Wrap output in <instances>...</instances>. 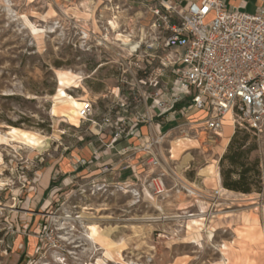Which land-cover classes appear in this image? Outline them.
<instances>
[{
	"label": "rangeland",
	"instance_id": "rangeland-1",
	"mask_svg": "<svg viewBox=\"0 0 264 264\" xmlns=\"http://www.w3.org/2000/svg\"><path fill=\"white\" fill-rule=\"evenodd\" d=\"M149 7L0 0V264H264V140L249 133L246 143L254 146L262 192L224 190L219 161L236 129L227 117L222 136L209 142L201 130L189 131V97L169 109L175 80L161 66L166 52ZM58 73L71 79L65 96ZM68 101L91 105L77 126L51 115ZM151 124L161 134L137 136ZM11 128L42 145L11 137ZM123 143L143 152L136 173H146H87L67 183L55 175L49 203H38L44 172L60 157ZM152 143L161 161L155 169L145 164ZM207 166L218 187L200 172ZM45 225L55 246L40 243Z\"/></svg>",
	"mask_w": 264,
	"mask_h": 264
},
{
	"label": "built area",
	"instance_id": "built-area-1",
	"mask_svg": "<svg viewBox=\"0 0 264 264\" xmlns=\"http://www.w3.org/2000/svg\"><path fill=\"white\" fill-rule=\"evenodd\" d=\"M152 1L151 27L159 33L161 49L166 52L160 63L175 80L169 109L189 97L188 109L202 116L199 120L186 117L189 131L201 130L209 142L221 136L228 116L233 129L243 128L264 140V7L249 14L226 9L223 0L191 3L186 10ZM157 106L163 109L162 103ZM91 109L84 102L80 119H86ZM196 124L197 128H191ZM154 144L144 147L145 164L159 168L160 153ZM76 163L86 165L84 160ZM42 242L55 246L48 225L43 227Z\"/></svg>",
	"mask_w": 264,
	"mask_h": 264
},
{
	"label": "crops",
	"instance_id": "crops-1",
	"mask_svg": "<svg viewBox=\"0 0 264 264\" xmlns=\"http://www.w3.org/2000/svg\"><path fill=\"white\" fill-rule=\"evenodd\" d=\"M164 2H169L173 5H176L180 7L182 10H186L189 4L191 3H200L203 0H162ZM139 3H146L148 6H153L154 3L152 0L146 1V2H139ZM224 6L226 9H236L240 12L249 13L252 14L256 12L257 9L264 7V0H223ZM49 18V17H48ZM186 98V97H185ZM175 114V112H172L171 115ZM201 115V113H197L195 110L191 111L189 114L186 115V117H189V119H197ZM169 117H165V121L169 122L173 117L169 120ZM202 116L200 117V119ZM199 120V119H198ZM155 125L151 124L150 126H144L140 128V131L137 136L145 135L149 132V130H155L161 134V127L157 125V127H154ZM158 133V134H159ZM233 131L230 132V135H232ZM141 146H143V141H147L146 138L140 139ZM113 150V152H112ZM136 151H141L140 149H131L130 145L128 147L123 144H117V145H109L106 147V149H102V151H97L94 148H88L86 150H83L81 152L76 151L72 152L69 155L60 157L53 166L48 167L45 172L44 176L42 178L41 182V189L39 192V200L38 203L45 202L49 203L46 196L48 195V192L50 191L52 187V181L54 179V176H58V181L61 183L71 181V179L82 176L87 173L91 174H99V173H113V174H121V170H126L128 175L127 176H134L141 175L144 172L136 173V169L142 168V160L139 161V158L143 155V152L141 151L140 156H137L136 158L134 156L136 154ZM129 153V154H128ZM92 156V160H86L87 166H79L76 162L79 161L80 157L85 158ZM140 162L142 165H140ZM106 167V168H103ZM147 167V164H146ZM149 169H155L150 166H148ZM147 169V170H149ZM221 186V184H220ZM250 197L251 195H247ZM44 206V204H43ZM21 243L24 244L26 242L25 238H23ZM32 244V243H31ZM31 251V247L29 248Z\"/></svg>",
	"mask_w": 264,
	"mask_h": 264
},
{
	"label": "trees",
	"instance_id": "trees-1",
	"mask_svg": "<svg viewBox=\"0 0 264 264\" xmlns=\"http://www.w3.org/2000/svg\"><path fill=\"white\" fill-rule=\"evenodd\" d=\"M7 98H13V96ZM45 127L44 124L38 125L40 129ZM46 131L50 132L48 128ZM246 131L236 128L230 138L226 151L219 161L220 184L224 190L230 192L243 195L259 194L262 192L261 172L258 162L250 159L254 146L246 147L251 137L250 132Z\"/></svg>",
	"mask_w": 264,
	"mask_h": 264
},
{
	"label": "bare ground",
	"instance_id": "bare-ground-1",
	"mask_svg": "<svg viewBox=\"0 0 264 264\" xmlns=\"http://www.w3.org/2000/svg\"><path fill=\"white\" fill-rule=\"evenodd\" d=\"M49 16H50L49 18L53 17L51 13H50ZM42 18L43 19H45V18L47 19L48 17L43 16ZM70 80L71 79L68 78L67 75L62 74V73H58V75H57V82H58V86H59V89H58V94L59 95H61V96L64 95V90L66 89V87L69 84ZM66 103H67V109L66 110H63L62 111V110H59L57 107L54 106L52 108V110H51V115L54 116V117H61L66 122H68L69 124H71L73 126H77L78 125V122H79L78 117L80 118V110H81V107H83L82 106L83 104L77 103V102H74V101H68ZM231 124H232V122H231ZM227 132H230V129H228ZM222 133H223V131H222ZM7 134L11 135V137H13L14 135L18 134L19 138L25 144H27L28 146L40 147L42 145V142L39 141L38 139H36L33 135L28 134L26 132H17L14 128H11L7 132ZM227 139H228V137H227ZM183 142L190 143V141L187 140V139H184ZM209 168L207 166L206 168H203L200 172L203 174V176L206 179L212 180L215 183V186L218 187L219 186V179L217 177H213L212 176V172L210 171ZM227 250H228V247L226 245H223L221 247V251H227Z\"/></svg>",
	"mask_w": 264,
	"mask_h": 264
}]
</instances>
